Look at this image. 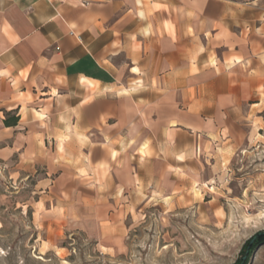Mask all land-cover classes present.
Wrapping results in <instances>:
<instances>
[{
    "label": "crops",
    "instance_id": "crops-1",
    "mask_svg": "<svg viewBox=\"0 0 264 264\" xmlns=\"http://www.w3.org/2000/svg\"><path fill=\"white\" fill-rule=\"evenodd\" d=\"M263 116L264 0H0V162L45 167L39 189L171 198Z\"/></svg>",
    "mask_w": 264,
    "mask_h": 264
},
{
    "label": "rangeland",
    "instance_id": "rangeland-1",
    "mask_svg": "<svg viewBox=\"0 0 264 264\" xmlns=\"http://www.w3.org/2000/svg\"><path fill=\"white\" fill-rule=\"evenodd\" d=\"M259 122L231 164L182 166L171 198L131 191L110 199L118 211L103 208L85 171L63 194L48 182L39 189L45 167L27 177L0 162V264H264Z\"/></svg>",
    "mask_w": 264,
    "mask_h": 264
},
{
    "label": "trees",
    "instance_id": "trees-1",
    "mask_svg": "<svg viewBox=\"0 0 264 264\" xmlns=\"http://www.w3.org/2000/svg\"><path fill=\"white\" fill-rule=\"evenodd\" d=\"M18 122H19V118L16 117V116H13V117H6V120L4 121V124L7 127H14V126L18 125ZM258 240H260V241L264 240V234L259 235L258 236ZM248 260H249V258H248ZM241 263H242V261H240V264Z\"/></svg>",
    "mask_w": 264,
    "mask_h": 264
},
{
    "label": "bare ground",
    "instance_id": "bare-ground-1",
    "mask_svg": "<svg viewBox=\"0 0 264 264\" xmlns=\"http://www.w3.org/2000/svg\"><path fill=\"white\" fill-rule=\"evenodd\" d=\"M0 228H1V223H0Z\"/></svg>",
    "mask_w": 264,
    "mask_h": 264
},
{
    "label": "water",
    "instance_id": "water-1",
    "mask_svg": "<svg viewBox=\"0 0 264 264\" xmlns=\"http://www.w3.org/2000/svg\"><path fill=\"white\" fill-rule=\"evenodd\" d=\"M246 259V258H245Z\"/></svg>",
    "mask_w": 264,
    "mask_h": 264
}]
</instances>
